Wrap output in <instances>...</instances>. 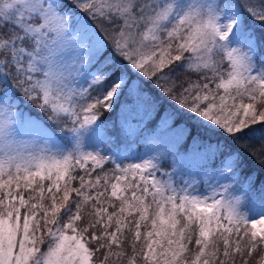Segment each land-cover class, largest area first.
Segmentation results:
<instances>
[{"label": "snow or ice", "instance_id": "snow-or-ice-1", "mask_svg": "<svg viewBox=\"0 0 264 264\" xmlns=\"http://www.w3.org/2000/svg\"><path fill=\"white\" fill-rule=\"evenodd\" d=\"M246 155L264 0H0V264H264Z\"/></svg>", "mask_w": 264, "mask_h": 264}, {"label": "trees", "instance_id": "trees-1", "mask_svg": "<svg viewBox=\"0 0 264 264\" xmlns=\"http://www.w3.org/2000/svg\"><path fill=\"white\" fill-rule=\"evenodd\" d=\"M255 127H257V126H255ZM249 159L257 161L258 165L257 166L250 165V167H246L245 170L248 172V174L254 176L255 179L264 175V163L259 162L257 159L253 158L252 156L246 155L245 160L248 161ZM262 159H264V157H262Z\"/></svg>", "mask_w": 264, "mask_h": 264}, {"label": "rangeland", "instance_id": "rangeland-1", "mask_svg": "<svg viewBox=\"0 0 264 264\" xmlns=\"http://www.w3.org/2000/svg\"><path fill=\"white\" fill-rule=\"evenodd\" d=\"M257 127H260V125H255ZM253 126V127H255ZM193 134H195V128H193ZM250 165H254V166H257L258 165V162L255 161V160H252V159H249L248 161H246L244 159V175H249L248 172L245 170L246 167H250ZM264 182V175L258 177L257 179H255V184H254V187H259L262 183Z\"/></svg>", "mask_w": 264, "mask_h": 264}]
</instances>
